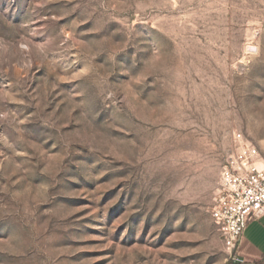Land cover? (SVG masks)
I'll return each mask as SVG.
<instances>
[{
	"label": "rangeland",
	"instance_id": "obj_1",
	"mask_svg": "<svg viewBox=\"0 0 264 264\" xmlns=\"http://www.w3.org/2000/svg\"><path fill=\"white\" fill-rule=\"evenodd\" d=\"M234 133L264 165V0H0V264H232Z\"/></svg>",
	"mask_w": 264,
	"mask_h": 264
},
{
	"label": "built area",
	"instance_id": "obj_2",
	"mask_svg": "<svg viewBox=\"0 0 264 264\" xmlns=\"http://www.w3.org/2000/svg\"><path fill=\"white\" fill-rule=\"evenodd\" d=\"M259 158L255 146L240 133L233 134L210 212L222 243L232 252L248 223L264 214V166L257 165Z\"/></svg>",
	"mask_w": 264,
	"mask_h": 264
},
{
	"label": "crops",
	"instance_id": "obj_3",
	"mask_svg": "<svg viewBox=\"0 0 264 264\" xmlns=\"http://www.w3.org/2000/svg\"><path fill=\"white\" fill-rule=\"evenodd\" d=\"M232 261V264H264V214L248 223Z\"/></svg>",
	"mask_w": 264,
	"mask_h": 264
},
{
	"label": "bare ground",
	"instance_id": "obj_4",
	"mask_svg": "<svg viewBox=\"0 0 264 264\" xmlns=\"http://www.w3.org/2000/svg\"><path fill=\"white\" fill-rule=\"evenodd\" d=\"M257 165H258L259 167H263V166H264L263 164H259V163H257Z\"/></svg>",
	"mask_w": 264,
	"mask_h": 264
},
{
	"label": "trees",
	"instance_id": "obj_5",
	"mask_svg": "<svg viewBox=\"0 0 264 264\" xmlns=\"http://www.w3.org/2000/svg\"><path fill=\"white\" fill-rule=\"evenodd\" d=\"M227 264H230V262H228Z\"/></svg>",
	"mask_w": 264,
	"mask_h": 264
}]
</instances>
